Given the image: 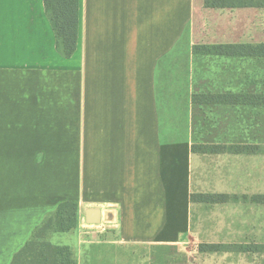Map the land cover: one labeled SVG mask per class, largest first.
I'll return each mask as SVG.
<instances>
[{
    "label": "crops",
    "instance_id": "obj_1",
    "mask_svg": "<svg viewBox=\"0 0 264 264\" xmlns=\"http://www.w3.org/2000/svg\"><path fill=\"white\" fill-rule=\"evenodd\" d=\"M193 14L194 0H78L64 58L44 0H0V264L62 202L80 227L99 210L120 244L189 232L206 156L191 152Z\"/></svg>",
    "mask_w": 264,
    "mask_h": 264
},
{
    "label": "rangeland",
    "instance_id": "obj_2",
    "mask_svg": "<svg viewBox=\"0 0 264 264\" xmlns=\"http://www.w3.org/2000/svg\"><path fill=\"white\" fill-rule=\"evenodd\" d=\"M194 0L187 37L195 45L264 43V10L205 8ZM191 89L194 94L251 91L264 93V60L194 56ZM194 143H239L264 146V108H195ZM191 191L229 196L264 195V155L198 156ZM66 233H46L56 246L69 248L76 264H264V252L214 253L198 251L199 244L264 247V205L230 200L224 205L191 207L190 230L176 244H120L116 225L80 227Z\"/></svg>",
    "mask_w": 264,
    "mask_h": 264
},
{
    "label": "trees",
    "instance_id": "obj_3",
    "mask_svg": "<svg viewBox=\"0 0 264 264\" xmlns=\"http://www.w3.org/2000/svg\"><path fill=\"white\" fill-rule=\"evenodd\" d=\"M206 9L264 10V0H207ZM44 10L55 35L56 51L64 58H70L76 49L78 25V0H44ZM194 56H211L242 60H264V43H225L213 45H195ZM194 108H264V93L251 91L225 93H197L191 97ZM191 152L197 155H264V146L239 143H194ZM246 201L255 205H264V195L229 196L227 194H190L192 205H224L230 200ZM78 206L72 202H62L32 232L24 247L12 258L10 264H76L75 258L66 246L52 245L46 239V233H66L75 228ZM198 251L205 254L214 253H256L264 252L260 246H237L221 244H199Z\"/></svg>",
    "mask_w": 264,
    "mask_h": 264
},
{
    "label": "water",
    "instance_id": "obj_4",
    "mask_svg": "<svg viewBox=\"0 0 264 264\" xmlns=\"http://www.w3.org/2000/svg\"><path fill=\"white\" fill-rule=\"evenodd\" d=\"M84 221L87 225L100 224V211L97 209H88L84 213Z\"/></svg>",
    "mask_w": 264,
    "mask_h": 264
}]
</instances>
